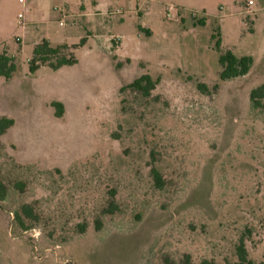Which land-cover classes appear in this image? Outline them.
Returning <instances> with one entry per match:
<instances>
[{"label": "rangeland", "instance_id": "374dc122", "mask_svg": "<svg viewBox=\"0 0 264 264\" xmlns=\"http://www.w3.org/2000/svg\"><path fill=\"white\" fill-rule=\"evenodd\" d=\"M43 40L77 63L31 73ZM0 41L17 65L0 76V117L15 121L0 173L30 167L23 195L0 202V264H225L246 226L264 264V113L250 103L264 83V0H0ZM227 50L253 57L246 76L221 80ZM142 74L159 80L157 99L123 112L120 89ZM155 144L163 191L148 176ZM114 187L122 210L97 231ZM36 199L43 222L23 231L13 211Z\"/></svg>", "mask_w": 264, "mask_h": 264}, {"label": "trees", "instance_id": "16d2710c", "mask_svg": "<svg viewBox=\"0 0 264 264\" xmlns=\"http://www.w3.org/2000/svg\"><path fill=\"white\" fill-rule=\"evenodd\" d=\"M201 23L203 24L202 21ZM141 29L145 30L147 34L150 35L151 31L149 29L142 27ZM218 48L220 49V42L218 43ZM69 49V45H52L48 40H43V42L36 44L33 55L29 60L30 72L35 73L40 67L46 65L50 66L53 70H59L62 67L71 66L77 63V58L73 52H65ZM253 62V57L249 55L237 56L232 50L221 52L219 57L221 80L227 81L246 76L251 71ZM116 67L120 68L121 64L117 63ZM16 71L17 65L15 59L5 51L0 53V76L9 79ZM158 83L159 80L155 81L149 74H142L127 85L122 86L120 91H127L131 94L132 98V100H130L131 98L122 99V111L126 112L128 110L130 101L138 103L139 106L141 105L140 102L143 101L145 102L142 103L144 106L151 105L155 99H157V97H153V91L156 89ZM198 88L204 93L209 92L210 90L204 83L198 84ZM250 103L252 110H258L264 113V83L251 90ZM54 105L63 107L61 103H55ZM55 115L56 117H61L63 113L57 112ZM14 122L15 121L12 118L7 116L0 117V136L6 134V132L14 125ZM112 139L121 140L122 137L118 133H114ZM156 147L157 145L155 144L149 151L150 160L147 163L149 166L148 176L151 178L153 188L158 191H163L168 185H170L171 179L169 180L164 174L161 160L157 156L159 152ZM10 164L11 169L15 171V174L2 175L0 173V202L6 201L11 196L12 192H18L19 196H22L28 186V180L26 177H23V175L26 172V168L29 169L30 167H26L21 163L15 164L13 161ZM56 170L60 173L59 169ZM206 174L209 175V172ZM117 194L118 190L116 187L108 191L103 208L101 209V214L95 221V228L97 231L102 230V216H114L121 212L122 208L117 201ZM37 203V199L30 202H22L13 211L14 223H17L23 231L35 229V226L43 222L44 217ZM141 217V213L136 215L137 219H140ZM87 227V221L78 223L75 227V233L84 234ZM252 230L253 229L249 226L245 227L244 232L234 244L233 257L236 258V260L225 259V264H256L251 258L249 251ZM189 259V255L184 257V260L187 262H190ZM200 264H217V262L214 259L204 258L201 260Z\"/></svg>", "mask_w": 264, "mask_h": 264}, {"label": "built area", "instance_id": "2783aa9c", "mask_svg": "<svg viewBox=\"0 0 264 264\" xmlns=\"http://www.w3.org/2000/svg\"><path fill=\"white\" fill-rule=\"evenodd\" d=\"M65 17H66V15L64 14V15H63V19H62L61 22H60L61 25L64 24ZM19 18H20V19L23 18V15H22V14H19ZM1 45H2V42L0 41V47H1Z\"/></svg>", "mask_w": 264, "mask_h": 264}]
</instances>
